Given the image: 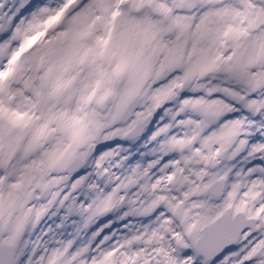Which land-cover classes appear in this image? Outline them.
Returning <instances> with one entry per match:
<instances>
[{
    "label": "snow or ice",
    "instance_id": "obj_1",
    "mask_svg": "<svg viewBox=\"0 0 264 264\" xmlns=\"http://www.w3.org/2000/svg\"><path fill=\"white\" fill-rule=\"evenodd\" d=\"M0 264H264V0H0Z\"/></svg>",
    "mask_w": 264,
    "mask_h": 264
}]
</instances>
